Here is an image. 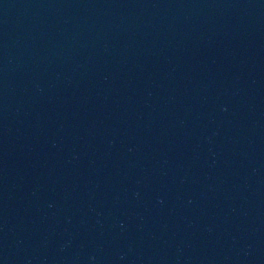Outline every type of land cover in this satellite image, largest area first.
Wrapping results in <instances>:
<instances>
[{
  "label": "water",
  "instance_id": "obj_1",
  "mask_svg": "<svg viewBox=\"0 0 264 264\" xmlns=\"http://www.w3.org/2000/svg\"><path fill=\"white\" fill-rule=\"evenodd\" d=\"M0 264H264V0H0Z\"/></svg>",
  "mask_w": 264,
  "mask_h": 264
}]
</instances>
